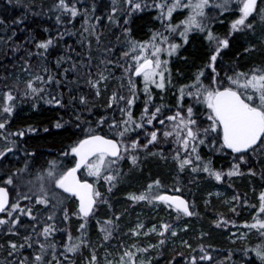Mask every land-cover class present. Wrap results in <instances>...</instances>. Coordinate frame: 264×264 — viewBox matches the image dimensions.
Returning <instances> with one entry per match:
<instances>
[{
  "label": "snow or ice",
  "instance_id": "6c2138e0",
  "mask_svg": "<svg viewBox=\"0 0 264 264\" xmlns=\"http://www.w3.org/2000/svg\"><path fill=\"white\" fill-rule=\"evenodd\" d=\"M123 2L126 5V15H131L133 11L142 10L147 6L140 0H123ZM112 3L111 14L108 17L110 22L114 21L115 14L120 10L117 7V0H112ZM151 7L157 11L155 19L160 21L161 27L152 31L147 40L127 41L126 50L116 62V66L121 69V75L117 78L118 86L107 96L104 103L106 111L111 110L113 113L118 111L119 118L115 115L110 118L100 116L95 121V127L92 126V122L77 124V139L61 153L64 157L72 158V165L68 167L60 161H49L47 167L38 171L34 179L27 181V193L21 192L14 181L17 174L25 172L27 164L24 169H17L3 180L0 186V214H3L0 215V226L6 227L8 234L12 236H20L22 241L9 240L7 253L12 259L6 260L4 264H65V262L73 264L70 254L80 253L85 247L90 249V255L86 258L87 264H152L147 254L158 245L141 246L139 238L156 234L161 237L158 244L163 245L167 239L166 233L170 232L172 237L177 236L176 230L169 223H161L159 226L154 224L144 231L145 225L137 222L126 234L136 239L130 244H119L117 251L113 253L108 250V245L118 229L120 217L114 214L107 219H97L99 248H103L105 253L103 262L98 255V247H94L86 239L87 229L96 215L97 208L100 204L108 203L104 193L99 190L100 181H103L107 185L108 192H111L121 176L119 163L127 159L136 166L142 152L152 156L159 154L164 158L163 153L148 151L149 146L161 142L173 145L172 159L178 172L189 169L192 173L202 172L217 182L222 181L225 176L231 178L243 175L241 166L250 163V156L264 153V65L226 75L227 83L220 79L216 71L218 57L223 49L229 47V37L233 33L252 30L254 25L250 18L254 19V13H258L261 22L264 23V8L258 7V0H153ZM53 9L58 13L57 23L61 22V17L64 15L72 19L81 15L72 0H57ZM211 9H218L220 15L232 11L236 16L230 23L227 37L217 35L209 26L208 11ZM174 13L182 15L183 18L173 23ZM84 15V25H88L87 10ZM93 18L97 22L100 20V17ZM211 19L214 20L216 17ZM20 22L21 20L13 21V23ZM124 22L127 24L128 20ZM3 23L4 21L0 20V24ZM95 27L90 25L85 27L84 31L96 35ZM124 32L127 34L129 30L125 28ZM191 33H200L207 41L209 46L207 62L203 68L197 70L191 83L182 84L176 89L175 104L156 103V95L159 94L163 101V94L170 88L176 87L168 67L169 59L162 57L175 55L183 44L189 42ZM176 35L183 44L174 42ZM96 39L99 43L98 35ZM53 44L54 40L51 38L37 41L35 47L38 51L29 52L28 55L44 57ZM112 63L111 60H101L100 65L103 67L98 66L95 74L91 71L90 64L82 65L89 68L85 83L95 93L96 99L108 90V82L113 76L108 65ZM60 65L61 60H57V67ZM208 68L211 69L212 74L210 82L205 84L202 77H205L204 69ZM25 70L27 71V68ZM72 70L77 71L75 64ZM67 71L68 69H65V72ZM53 81L57 85L62 83L45 66L24 82L22 90L17 88L14 92L9 88L0 93V138L5 141V146L0 149V157H5L7 153L13 151L15 141L11 137L25 135L23 130L16 132L7 130L17 99L20 97L44 99L46 86ZM141 94L144 98L143 108L137 116L134 108ZM186 97L190 101L187 104H185ZM45 103L63 107L62 98L50 94L49 98L45 99ZM79 103L88 105L87 96L80 95ZM33 107L36 105L33 104ZM76 118L81 119L79 115ZM84 124L87 126L85 127ZM105 125L107 132L103 131ZM62 126L60 122L55 125L56 128ZM34 130L29 128V131ZM209 138H211L210 145ZM202 145L210 146L213 152L231 155L232 163L227 172L215 169L211 159L205 160L200 151ZM247 174L255 176L256 172L249 167ZM88 178H92L91 182ZM8 186L16 187L15 200L10 197ZM160 188L161 181L157 179L149 183L143 191L129 193L128 199L133 203L147 202L153 206L162 204L174 211L177 218L181 215L191 217L196 214L192 211L194 205H190L182 195L162 194ZM173 191L182 193L180 187H175ZM232 199L237 202L240 200L239 196H234ZM257 199L258 206L249 205L254 209L253 222L246 223L244 227L249 231L255 230L261 242L251 248L245 247L242 251L245 256L254 253L259 264H264V191L259 193ZM20 200L28 201L29 205L21 207ZM68 203L75 205L74 211H69L66 206ZM247 203L245 200L244 204ZM35 206H42L47 215L44 216L42 213L33 215ZM231 211L235 212V207H232ZM58 212L63 213L64 221H69L73 216L80 221L78 228L80 235L73 237L71 232H68L67 239L59 242L63 248L59 256L63 257V261L58 258V243L53 239L54 233L64 231L56 227ZM22 216L28 217L35 223L24 224L21 220ZM216 223L217 227H220L227 225L229 221L221 218ZM232 223L235 226V222ZM21 227L25 229L30 227L32 231L21 236L19 231ZM182 244L191 248L187 241H182ZM25 248L32 249V252L23 255L22 250ZM49 250L51 259L46 258ZM195 251L192 249V252ZM179 255L184 259L185 264H205V262L214 264L213 256L203 246L199 248L198 255L191 253L187 256L184 253ZM231 256L232 253L229 252L226 259H230ZM219 264H225V261H220ZM246 264H255V261H247Z\"/></svg>",
  "mask_w": 264,
  "mask_h": 264
},
{
  "label": "trees",
  "instance_id": "16d2710c",
  "mask_svg": "<svg viewBox=\"0 0 264 264\" xmlns=\"http://www.w3.org/2000/svg\"><path fill=\"white\" fill-rule=\"evenodd\" d=\"M56 2L57 0H11V2L10 0H0V20L4 21L3 24H0V93L9 88L14 92L17 88L22 90L24 82L28 79L22 83H16L14 78L20 76L22 69L26 68L27 71H25L32 75L46 66L57 80L62 81L60 85H57L55 81L47 85L44 99L18 98L7 129L9 132L23 130L25 135L11 137L15 141L13 151L7 153L5 157H0V186L9 174L15 173L17 169H24L27 164L25 172L14 177L19 190L25 193L28 192L27 181L34 179L38 171L47 167L49 161H60L68 167L72 165V158L64 157L61 153L73 140L77 139V124L92 122V126L95 127V121L100 116L110 118L115 115L119 118L118 111L113 113L111 110L106 111L104 107L107 96L119 83L117 78L121 75V69L116 66V62L120 60L121 53L126 50L129 39L147 40L152 31L161 27L160 21L155 19L157 11L151 7L153 0H140L147 6L142 10L133 11L131 15L125 14L126 5L123 0H117V7L120 10L115 14L113 22L108 19L113 6L112 0H72L73 3H76L81 15L75 19L64 15L61 17L60 23H57L58 13L53 9ZM93 6L95 7L94 12ZM258 7L264 8V0H258ZM85 10L89 17L88 25H84ZM208 14L210 17L208 24L214 33L221 37H227L230 23L236 18L233 12L229 11L220 15L218 9H211ZM173 15L175 17L173 23L183 18L178 13ZM93 17H100V20L97 22ZM211 17H216V19L213 20ZM126 19L128 20L127 24L124 22ZM16 20H21V22L13 23ZM250 21L254 28L233 33L229 37V47L223 49L217 59L216 71L225 83H227L226 75L264 65V23L261 22L258 13H254V19L250 18ZM90 25L96 26V35H90L89 32L84 31V28ZM125 28L129 30L127 34L124 32ZM61 34L63 35L61 36ZM97 35L100 38L99 43H97ZM49 38L54 40V44L44 57L28 55L29 52L36 53L38 51L35 42ZM174 42L183 44L178 35L174 37ZM245 49H249V51H245ZM208 55V43L200 33H191L189 42L183 44L172 57L164 55L162 58L169 59L168 67L176 87L170 88L167 93L163 94V101L159 94L156 95V103L175 104L176 89L182 84L192 82L194 74L207 62ZM89 57H91L90 61ZM105 59L113 62L108 65L113 76L108 82L107 92H103L102 87L103 95L96 99L95 93L85 83L89 68L82 67V65L90 64L91 71L95 74L98 66L103 67L100 65V61ZM57 60H61L60 67H57ZM73 64L76 65L77 71L72 70ZM65 69L68 71L65 72ZM204 71L205 77L202 79L205 84H208L212 74L211 69H204ZM154 91L158 92V90ZM49 94L62 98L63 107L45 103ZM80 95L87 96L88 105L79 103ZM143 99V94H141L140 100L135 105L134 111L137 116L143 108ZM189 102L186 97L185 104ZM33 104L36 107H33ZM199 107L198 105L197 108L199 109ZM78 115L80 120L76 118ZM57 122L63 126L56 128ZM84 126L86 127L87 124ZM29 128L35 130L29 131ZM103 131L107 132L106 125ZM208 144H211V138H209ZM4 146L5 141L0 138V149ZM172 147L171 143L164 142L149 146V152L163 153L164 158L159 154L152 156L142 152L136 166H133L127 159L121 161L119 163L121 176L111 192H108L107 185L100 181L99 190L104 193L108 203L100 204L97 208L96 215L87 229L86 239L92 244L93 239L99 235L96 220L107 219L114 214L120 218L122 216L121 221L125 224L140 220L145 225H151L158 221L173 226L182 221L183 224L188 225L186 233L188 243L191 244L190 250L179 252L163 247L160 251L150 252L152 264H185L179 253H184L185 256L189 253L198 255L201 246L211 253L214 264H219L220 261H225V264H246L247 261H255V264H259L254 253L245 256L242 251L245 247L251 248L261 242L255 230H252L244 241L230 243L228 236L232 237L230 234L235 229H239L241 232L248 229L244 225L253 222L254 209L249 205L258 206L257 197L261 191H264V176H262L264 153L250 156V163L241 166L243 175L231 178L225 176L222 181L217 182L202 172L192 173L190 169L178 172L175 161L172 159ZM200 151L205 160L211 159L213 167L217 170L227 172L231 166V155L213 152L210 146L204 145L200 147ZM249 167L256 172L255 176L247 174ZM88 179L91 182L92 178ZM157 179L161 181L160 191L162 193L182 195L190 205H194L192 211L196 214L191 217L181 215L177 218L174 212L175 219H172V216L169 218L157 217V219H153L151 216L134 217L130 212L132 208L134 211H138L141 206L149 207V204L147 202L133 203L128 199V194L143 191L149 183ZM8 187L10 197L15 200L16 187ZM175 187H180L182 193L174 192ZM214 187H223L222 189L226 190L228 194L233 193L235 196H239L240 200L237 202L235 212H227L222 206L217 205L219 201L213 199L208 207L202 206L204 196ZM186 189L189 190L187 197L184 195ZM245 200L248 202L247 205L244 204ZM20 204L21 207H25L29 205V202L20 200ZM66 206L70 212L75 210L73 203H68ZM165 208L173 212L166 206ZM40 213L44 216L47 215L42 206H35L33 215ZM221 218L228 220L229 223L217 227L216 222ZM21 220L24 224L35 223L26 216H22ZM79 222L74 216L69 221H64L63 213H57L56 227L64 231L54 233L53 239L58 243L57 255L62 261L63 257L59 256V253L62 252L59 242L67 238L68 232H71L73 237L78 236L76 226ZM232 222H235V226ZM38 227H42V225H38ZM19 231L22 236L31 232L32 229L21 227ZM116 237L118 236L114 232L111 241H115ZM9 240L22 242L20 236H12L8 234L6 227H0V246H2L0 247V264L12 259L8 257L7 253ZM192 249L196 251L192 252ZM31 252L32 249L22 250L23 255H29ZM229 252L232 253V256L230 259H226ZM70 255L73 264H87L86 258L90 255V249L85 247L80 253ZM46 258L51 259L50 250Z\"/></svg>",
  "mask_w": 264,
  "mask_h": 264
},
{
  "label": "rangeland",
  "instance_id": "374dc122",
  "mask_svg": "<svg viewBox=\"0 0 264 264\" xmlns=\"http://www.w3.org/2000/svg\"><path fill=\"white\" fill-rule=\"evenodd\" d=\"M164 59H167V57H164ZM30 78H31V74L26 72L25 69H22L21 75L18 77H15L14 80L16 83H22V82H24L25 79H30ZM222 188L223 187H214L212 189V191L208 192L203 198L202 206L208 207L212 202L211 199H213V200L219 201V203H217V205L222 206V208L227 210V212H233V211H231V208L235 207V209H236V207H237V201H234L232 199L235 196V194H233V193L228 194L226 192V190H224ZM159 191H160V189H159ZM188 192H189V190H187V189L184 191L185 197L188 196ZM130 212L136 218L151 216L153 219H157V217L169 218L170 216H172V219H175L174 218L175 217L174 211L173 212L168 211L165 208V206L162 204L158 205V206H153V205L149 204V207H142L141 206V209L138 211H134V209L132 208ZM121 218H122V216H121ZM121 218L118 221V229L115 231L118 237H116L115 241H110V244L108 245V250L113 252V253H115L117 251V247L119 244H121V243H129L130 244L136 239V238L130 237L129 235H126V234L129 233V229L135 227L137 222L142 223V221L136 220L135 222H132L131 224H125L124 222L121 221ZM154 224L159 226L161 223L156 221L154 223H151V225H145L144 224L145 225L144 231H147V229L151 228ZM0 227H3V226H0ZM78 228H79V224H77V226H76V231L80 235ZM172 228L174 230H176L177 236L172 237L170 232L166 233L167 239L163 245L158 244V241L161 239V237H159L156 234H151L147 237L141 236L139 238V242L141 243V246H146L147 244L158 245L155 249H151L149 251V253L147 254L150 258H151L150 252H154V251H158V250L160 251L163 247H167L170 250H177L179 252H184L186 250H190V248H188L182 244V241L188 242L187 233H186V231L188 229V225L183 224L181 221L178 224H174L172 226ZM250 233H251V231H249V229L243 230L242 232L239 229H235L230 234L232 237L228 236V240L230 243H233L236 241H244ZM99 244H100V235H98L96 237V239H93L92 245L94 247H98V249H99L98 255L100 256L101 262H103V258H104L105 253H104L103 248H99ZM60 248L63 251L62 245H60Z\"/></svg>",
  "mask_w": 264,
  "mask_h": 264
},
{
  "label": "water",
  "instance_id": "95a60500",
  "mask_svg": "<svg viewBox=\"0 0 264 264\" xmlns=\"http://www.w3.org/2000/svg\"><path fill=\"white\" fill-rule=\"evenodd\" d=\"M168 195H170V194H168ZM183 198V197H182Z\"/></svg>",
  "mask_w": 264,
  "mask_h": 264
}]
</instances>
